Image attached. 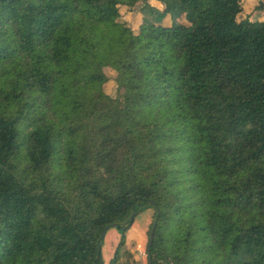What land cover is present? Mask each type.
Here are the masks:
<instances>
[{"label":"trees","instance_id":"1","mask_svg":"<svg viewBox=\"0 0 264 264\" xmlns=\"http://www.w3.org/2000/svg\"><path fill=\"white\" fill-rule=\"evenodd\" d=\"M259 1L0 0V264H264Z\"/></svg>","mask_w":264,"mask_h":264},{"label":"rangeland","instance_id":"2","mask_svg":"<svg viewBox=\"0 0 264 264\" xmlns=\"http://www.w3.org/2000/svg\"><path fill=\"white\" fill-rule=\"evenodd\" d=\"M249 1V3H247V8L250 7L251 12L255 13V16L253 18H259L262 16V13L256 10V7L258 5V3L260 2L259 0H247ZM140 6L141 3L139 4L138 7H135L134 9H129V8H123L122 9V21L125 22L130 28H132L135 31H138L139 27L142 24V15L140 13ZM106 74L107 76L110 78V82L105 85V92L110 95V96H117V85L115 82V78L117 76L116 72H114L111 69H106ZM146 219L149 217V212H146ZM119 231L118 230H114L111 232V234L108 237L107 242L111 243L114 241V239L116 238V236L118 235ZM139 242V240H138ZM146 243H147V237H145V239L141 241V243L139 242V245L137 247V250L135 249V247H131L128 246L129 249H131V251H133L134 255L139 259V262L134 261L133 259H131L130 264H147V259H146V255H145V250H146ZM127 249V247H126ZM134 249V250H133ZM140 249H142L144 252V254L140 253ZM128 252L126 253H122V258L124 259L122 261V264H126V259H128Z\"/></svg>","mask_w":264,"mask_h":264},{"label":"water","instance_id":"3","mask_svg":"<svg viewBox=\"0 0 264 264\" xmlns=\"http://www.w3.org/2000/svg\"><path fill=\"white\" fill-rule=\"evenodd\" d=\"M135 215L136 213L134 212L133 215H132V218H131V221L133 222L134 218H135ZM117 225H109L107 227H105L102 235H101V240H104L105 237H106V234L108 233V231L111 229V228H116ZM155 231H156V224L154 225V228L152 229V232H151V236H150V241H149V246L151 247L153 245V241H154V237H155ZM100 249H102V245L99 246Z\"/></svg>","mask_w":264,"mask_h":264},{"label":"crops","instance_id":"4","mask_svg":"<svg viewBox=\"0 0 264 264\" xmlns=\"http://www.w3.org/2000/svg\"><path fill=\"white\" fill-rule=\"evenodd\" d=\"M146 216H147V215L145 214V217H146ZM149 217H150V214H149ZM149 217H148V218H149ZM142 227H143V228H142ZM141 228H142V231L145 232V230H146L147 227H146V225H142ZM140 230H141V229H140ZM145 237H146L145 235H142V237H141L140 239H138L139 242H141L142 239L144 240ZM140 251H142V249H140Z\"/></svg>","mask_w":264,"mask_h":264}]
</instances>
